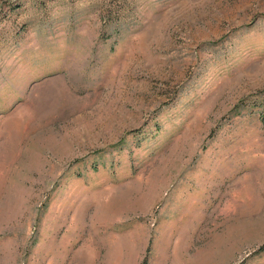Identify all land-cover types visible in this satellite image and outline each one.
<instances>
[{"label": "rangeland", "instance_id": "1", "mask_svg": "<svg viewBox=\"0 0 264 264\" xmlns=\"http://www.w3.org/2000/svg\"><path fill=\"white\" fill-rule=\"evenodd\" d=\"M0 264H264V0H0Z\"/></svg>", "mask_w": 264, "mask_h": 264}]
</instances>
